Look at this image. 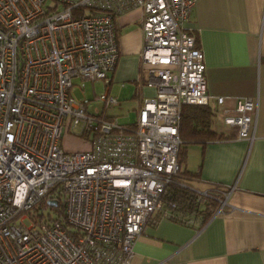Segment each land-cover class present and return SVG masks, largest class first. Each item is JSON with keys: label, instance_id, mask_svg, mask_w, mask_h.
I'll return each mask as SVG.
<instances>
[{"label": "built area", "instance_id": "1", "mask_svg": "<svg viewBox=\"0 0 264 264\" xmlns=\"http://www.w3.org/2000/svg\"><path fill=\"white\" fill-rule=\"evenodd\" d=\"M195 1L0 0V264L132 257L179 170L181 107L211 96L203 52L183 26ZM134 7L142 9L140 57L156 92L133 123L121 124L105 114L118 101L107 87L119 56L114 16ZM78 77L104 79L102 113L73 95ZM255 105L236 98L223 123L250 139ZM64 128L87 145L62 148ZM232 188L215 191L219 206L208 211L220 213Z\"/></svg>", "mask_w": 264, "mask_h": 264}, {"label": "crops", "instance_id": "2", "mask_svg": "<svg viewBox=\"0 0 264 264\" xmlns=\"http://www.w3.org/2000/svg\"><path fill=\"white\" fill-rule=\"evenodd\" d=\"M142 15L134 7L114 16L119 56L107 86L118 105L136 111L135 120L156 92L140 57ZM183 26L203 52L211 95L204 106L211 110L209 131L218 135L190 141L181 166L196 172L190 181L198 188H233L206 222L156 216L125 264H264V0H196ZM217 95L225 101L217 103ZM247 96L256 101L250 139L223 123L225 109Z\"/></svg>", "mask_w": 264, "mask_h": 264}, {"label": "trees", "instance_id": "3", "mask_svg": "<svg viewBox=\"0 0 264 264\" xmlns=\"http://www.w3.org/2000/svg\"><path fill=\"white\" fill-rule=\"evenodd\" d=\"M83 11L82 9L77 10L79 13ZM210 117L211 110L208 106L185 104L181 107L179 122L181 144L177 154L179 170L173 176V182L168 185L167 192L163 195L162 207L157 213L158 217L166 216L181 222H189L191 217L201 216L203 222H206L213 214V212L208 211L209 205L214 210L219 206V199L213 197V193L215 191L221 193L224 189L219 186L205 189L196 187L190 181L197 176L196 172L185 170L181 166L185 160L186 146L190 141L202 140L211 136L217 137L218 134L209 131ZM219 136L224 135L221 133ZM196 190H207L209 195H200ZM218 197L221 198L222 195L220 194ZM42 204L50 208L46 201H43ZM52 209L53 211H61L59 207Z\"/></svg>", "mask_w": 264, "mask_h": 264}, {"label": "rangeland", "instance_id": "4", "mask_svg": "<svg viewBox=\"0 0 264 264\" xmlns=\"http://www.w3.org/2000/svg\"><path fill=\"white\" fill-rule=\"evenodd\" d=\"M73 82L74 84L71 90L73 95H75L79 99H89L86 103L87 111L96 114H99L100 112L102 113V103L97 99V96L107 91L104 79L97 78L96 80L92 81L91 79H81L78 77L73 78ZM81 82H83L82 86ZM108 88H110L108 90L109 93L114 95L113 87ZM118 104L119 100L116 104L114 103L112 106L106 109L105 114L108 117H116L118 122L121 124H125L128 122L133 123L135 121L136 111L131 108L126 110ZM64 124L66 126V121L64 122ZM86 142L87 139L85 137H79L71 134L69 131H66L65 128L60 139V144L65 150H76L84 148L87 145ZM47 211L48 210H46V212ZM25 222L30 223V220L26 219Z\"/></svg>", "mask_w": 264, "mask_h": 264}, {"label": "water", "instance_id": "5", "mask_svg": "<svg viewBox=\"0 0 264 264\" xmlns=\"http://www.w3.org/2000/svg\"><path fill=\"white\" fill-rule=\"evenodd\" d=\"M49 203L54 205V204H56V200H50Z\"/></svg>", "mask_w": 264, "mask_h": 264}]
</instances>
